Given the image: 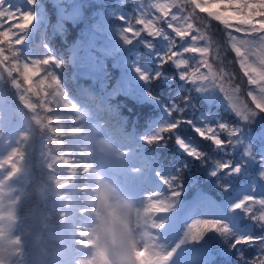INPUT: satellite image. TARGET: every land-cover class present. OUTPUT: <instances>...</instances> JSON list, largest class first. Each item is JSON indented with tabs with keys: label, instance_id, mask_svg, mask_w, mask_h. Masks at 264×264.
<instances>
[{
	"label": "trees",
	"instance_id": "1",
	"mask_svg": "<svg viewBox=\"0 0 264 264\" xmlns=\"http://www.w3.org/2000/svg\"><path fill=\"white\" fill-rule=\"evenodd\" d=\"M209 1L212 4V0ZM157 2L164 3L167 0H35L34 3L30 0H6V9L10 8L12 12L32 13L35 16L34 23L25 29L24 33L16 27L17 23L22 22L19 13L13 15L11 19L7 15L0 17V33L9 32L8 40L0 36V40H4L0 43V48H3L4 54L9 57L0 64L2 76L0 129L8 130L15 123L28 120L32 138L27 152L37 171L31 182H28L25 198L20 204L22 216L25 212L30 213V218L26 217L20 226L21 234H25L27 256L22 264H38L35 260L38 255L45 254L47 259H54L66 252L67 239L62 234V226L46 218L48 213L55 216L59 212L51 202L52 196L50 195L44 202L34 196V189L42 187V178L47 176L45 153L54 156V152H57L66 156L67 152L73 151L69 142L70 137H57L50 129H45L44 133H41L39 126L32 119L36 114L48 118L53 115L52 112H47L46 108L49 106L55 108L54 103H50L52 100L50 97L57 88L48 73H54L58 77L61 83L60 91L74 105L73 110H57L67 112V115L74 117L73 120L80 119L84 112L92 114L98 110V120L109 122L111 127L122 126L123 130L133 132L135 135L133 146L146 151L148 156L146 167L158 180L160 179L157 173L168 177L175 175L177 169H183L176 178L185 185L183 195L175 202L170 212L184 209L203 193L218 201L217 203L225 202L220 187L228 186L232 179H236L233 184L235 190L242 185L250 190L258 188L256 186L260 182L257 177L261 174H251L254 171L251 170V163L248 160L252 146L247 145L249 139L241 138L244 128L234 118V112L227 106V101L218 89L208 88L206 91H200L201 85L181 79L182 72L191 76L195 71L199 54H185V58L189 59L187 69L177 68L175 63L170 61L163 63V57L168 54L170 48L169 40L164 36L147 37L145 27L137 23L143 7L146 19H151L156 27L168 31L165 35H172L177 44L183 43V47L188 46V40L181 41L167 29L163 18L157 20V17H161V13L153 7ZM211 10L216 11L217 7L213 4ZM172 11L175 12L177 9ZM189 11L191 8L186 7L185 14ZM121 17H124L133 28L141 30V37L132 44L125 43L123 39V30L127 24ZM21 34H25V43L17 46L15 40ZM12 51H19L21 55L14 57ZM48 56H54L61 62L60 65L32 63L33 60H43ZM210 60L211 56L209 62ZM24 63L34 70L38 69L32 73L31 86L35 91L24 92L25 99L37 105L36 113L25 107L24 100L20 97V93L29 87L22 76ZM16 64L19 65V70L13 68ZM236 65L246 81L244 83L246 91L250 87L247 84V77L240 69L238 60ZM9 71L12 72L11 76L8 75ZM200 71L207 73L208 69L201 68ZM145 75L149 77L147 81L142 79ZM14 81H19L21 85L19 90L14 87ZM46 92L47 97L44 95ZM100 100L104 101L103 108L97 106ZM42 104L44 107L40 106ZM181 118L191 120L193 123L190 125L182 123L175 135L195 145L201 151V160L188 157L176 144L175 139L171 138L174 135L172 131L161 134L165 137L161 144L154 142L153 145H149L145 142V138L159 135L161 129L175 124ZM72 123L68 121L66 126L70 127ZM217 123H227L230 128H239L238 138H241V147L233 145L227 150L216 148L212 141L199 138L193 131L194 126L215 128ZM52 126H56L55 122ZM217 132L221 140L229 139L227 130L217 128ZM47 136H52V140L48 141ZM57 139L62 142L59 146L62 151H58ZM252 142L258 145L255 147L264 146V139L259 135L254 136ZM255 147L253 151L258 155ZM226 162H230L233 169L236 167L241 169L238 175L217 169V163ZM214 171L217 172L216 176L212 175ZM231 175L232 178L227 182ZM235 190L230 194H234ZM162 192L170 195L167 186L163 185ZM256 207L257 205L253 206V211ZM243 214L246 223L242 222L241 226L244 228L252 226L249 232L243 229L244 234L241 235L237 230L230 228L227 222L222 221L231 229L234 236L226 237L211 231L205 234L206 238L192 241L188 236L189 226H184L183 245L190 249L193 255L199 256L204 241L208 240L213 261L206 264H253L254 261L257 264L258 258L264 254L260 245H239L235 248L232 246L236 238L264 235V228L254 224L245 213ZM32 217H36L40 224L36 232L39 242L36 250H33L29 242V233L33 227ZM198 219L212 220L207 217H198L195 220Z\"/></svg>",
	"mask_w": 264,
	"mask_h": 264
},
{
	"label": "snow or ice",
	"instance_id": "2",
	"mask_svg": "<svg viewBox=\"0 0 264 264\" xmlns=\"http://www.w3.org/2000/svg\"><path fill=\"white\" fill-rule=\"evenodd\" d=\"M30 2L34 3L35 0H30ZM213 4L217 7L216 11L209 10ZM153 7L161 13V17H157V20L163 18V22L166 23L167 29H170L171 32L175 34V37H179L181 41H189L187 47H183V43L177 44L172 35H165L168 31L164 28L156 27L151 19L145 18L146 14L142 7V12L137 23L145 27L147 37L159 38L164 36L165 39L169 40L170 48L168 54L163 57V63L170 61L171 63H175L177 68L187 69L189 67V59L185 58V54H199V59L195 63V71L191 73V76L186 72H182L181 79L192 84L201 85L199 89L200 91H206L208 88L218 89L227 101L229 109H231L243 123H251L257 115L264 113V0H212V4L201 3L200 0H167V2L164 3L157 2ZM186 7H190L191 11L185 14ZM0 9H4L0 10V17L7 15L8 18L11 19L13 15L17 13L20 14L22 22L17 23L16 27L21 33H24V30L30 28L34 23L35 16L32 13L12 12L10 8L6 9V0H0ZM172 9H177V11L173 12ZM197 9H199L200 12H206L209 18L219 22V24L223 26L222 32L225 36L224 44L229 46L232 52H234L240 69L243 70L244 76L247 77V84L250 86L247 89V96L251 98L252 106L240 98L239 87L230 86V80L232 77L223 70L217 72L214 69L213 64L209 62L210 54L213 55L214 59H220L221 46L218 42L200 31L199 28L194 27V19H203L197 15ZM121 20L127 24V27L123 30V39L125 40V43L132 44L135 40L141 37V30L133 28L124 17H121ZM193 32H196L197 34L193 35ZM127 33H131V35H127ZM0 36H2L4 40H8L9 32H2L0 33ZM25 39V34H21L15 40V44L17 46H22L25 43ZM4 40H0V43H3ZM201 41H203V43H200ZM11 54L14 57L21 55L19 51H12ZM8 59L9 57L4 54V49L0 48V64H3L4 61H7ZM32 63L59 66L61 62L57 61L54 56H48V58L43 60H33ZM13 68L19 70V65H13ZM201 68H207L208 72L204 73L200 71ZM34 71H38V69L34 70L33 68H30L27 63L23 64L22 76L29 87L20 93V97L24 100L25 107L29 108L33 113H36L37 105L29 102L24 97V92L35 91L31 86L32 73ZM8 75L11 76L12 72L9 71ZM48 75L55 81L57 88L52 96V101L50 102L54 103L55 108L51 106L46 108V111L52 112L53 115L48 118L36 114L32 119L35 124L39 126L41 133H44L45 129H50V131L57 137H74L82 134L84 129L81 127L66 126L67 122L73 121L74 117L67 115V112L65 111L57 109L73 110L74 105H72L67 97L63 95L62 91H60L61 83L58 77L54 73H48ZM0 79H2V76H0ZM142 79L147 81L149 77L145 75L142 76ZM14 87L18 90L21 88L19 81H14ZM44 95L47 97L48 93L46 92ZM40 106L44 107L43 104ZM62 112L65 114L62 115ZM80 119H82V117ZM53 122H55L56 126H52ZM182 123L190 125L193 122L181 118L175 124L161 129L159 135L145 138V142L149 145H153L154 142L161 144L165 140V137L161 134L172 131L174 135L171 138L175 139L179 148L188 157H192L194 160H201V151L195 145L190 144L180 136L175 135L176 130L181 127ZM217 128L228 131L229 139L227 141L218 138ZM193 131L199 138L212 141L213 146L216 148H227L238 142L237 138L240 129L237 127L230 128L227 123H217L215 128L211 126H194ZM233 137H235V140L232 139ZM22 139L23 141H28L29 134H23ZM47 140L51 141L52 136H47ZM67 141L64 142L66 146ZM8 143H10V141H8ZM61 143L62 142L59 139L56 140L58 151L63 150L59 147ZM71 154L78 157L75 161V166L69 165L71 173L75 175L78 167L83 174H86L87 169L85 168V162L91 161L92 153L88 151V148H83L75 151L71 150ZM248 154H251V152L249 151ZM48 155V153H45V156ZM60 162L64 165H68V160L63 159V156L61 155L50 156L49 159L46 160L47 176L57 184L67 188L70 184H73V181L71 177L64 179L57 178L58 173L56 165ZM5 165L8 166V171L6 176L0 180V188L9 185V182L13 181L22 169L28 167L25 153L18 147L12 149L6 159H3L2 163H0V170H5ZM216 166L217 169L230 174H238L241 171L239 167L233 169L230 162L217 163ZM182 170L183 169H177L175 175L168 177L160 176V174L157 173L161 184L167 186V189L170 190V195H165L163 192H154L147 196V203L141 208V214L133 223V227L137 230H142L145 236H154L150 230H158L163 227V224L155 221L154 214H163L171 211L175 206V202L182 197L185 185L176 180V178L180 176ZM212 175L216 176L217 172H212ZM79 190L84 193L89 190V185L85 180ZM67 196L68 193L65 192L58 199L67 201ZM154 197L158 198L156 202H153ZM21 201L22 198L18 197L16 203L20 204ZM256 204L261 206V213L258 216L253 213V206ZM64 208L72 209L71 202L67 201ZM237 210L243 211L249 219L254 222V224L264 228V197L246 196L243 200H240L234 205L233 211ZM78 215H87V209L81 208ZM76 227L80 230L74 231L72 226L68 227L70 232L68 239L82 250L92 248L94 244L93 234L84 230V221H76ZM211 231H215L226 237H232L235 235L222 221L198 219L190 224L188 236L192 241H197ZM85 237L86 239H84ZM14 243L21 246L17 251L15 261H20L22 264L26 249L23 236H18ZM239 245H260L261 252L264 253V235L236 238L232 246L235 248ZM138 251L147 253L149 249L148 247H144ZM173 255L174 252L164 254L163 251H154L149 257L150 264H169ZM88 257L89 259L86 262L82 259H78L76 264H95V262L99 260L100 254L98 252L95 254L90 253ZM258 259L259 264H264V254ZM253 264H256V262L254 261Z\"/></svg>",
	"mask_w": 264,
	"mask_h": 264
},
{
	"label": "rangeland",
	"instance_id": "3",
	"mask_svg": "<svg viewBox=\"0 0 264 264\" xmlns=\"http://www.w3.org/2000/svg\"><path fill=\"white\" fill-rule=\"evenodd\" d=\"M200 2L210 4L209 0H200ZM209 10L212 11L211 8ZM196 12L197 15L203 19H194V27L199 28L200 31L204 32L207 36L211 37L221 46L220 59L216 60L214 59L213 55L210 54V63L213 64V67L217 72L223 70L232 77L230 80V86L239 87L240 98L252 106L251 98L247 96V90H244V83H246V81L236 65L237 58L235 57V54L232 52L231 48L224 44L225 36L222 32L223 27H221L217 21L209 18L206 12H200L199 9H197ZM100 80H102V78H100ZM220 94L222 95V93ZM50 99H52V97H50ZM84 114L85 112L83 115ZM234 118L239 121L244 128V132L242 134L243 136H241V138L243 139L246 137L249 139L247 145L248 147L252 146L250 149L252 153L249 155L248 160L251 163V170L254 171L251 174H261L260 177H257L260 184L256 186L258 188L251 190L245 185H242L240 188H238V186V189L236 188L237 190H235L233 188V184L236 179H232L228 186L223 188L220 187V193L224 196L223 200L225 201L223 203H217L218 201L214 200L208 194L203 193L202 196L197 197L193 202L187 204L184 209L178 212L154 214L155 221L157 223L163 224V227L158 230L151 229L150 231H152V234L158 238V243L162 246L164 254L174 252L169 264H206L213 261V255L208 246V240L204 241L202 252L199 256H195L193 253L190 254L189 249H186L185 245L182 243L184 241V239H182L183 227L190 226V224L198 217H207L212 220L227 222L230 228L237 230L241 235L244 234L243 229H245L247 232H249V228L251 230L252 226H247L245 228L244 226H241L242 222L246 223V219L243 214L244 212L240 210L233 211V207L246 196L251 195L264 197V146L255 147L258 145L252 142L254 136L256 135H259L261 139H264V114L260 113L257 115L251 123H243L239 120V117H237L235 113ZM78 120H73L71 125L76 126V122H79L78 125L84 129V132L78 136L69 138L70 146L73 151L77 149L88 148V151L92 153L91 161L101 166L109 179H115L120 185L122 192L125 195L130 196L138 207L142 208L144 204L147 203V196L154 192H161V185L159 182L155 181L152 175L146 173L144 157L141 156V153H139L138 150H134L129 145L122 144L121 141H117L116 138L111 135V133L107 132L104 126H102L100 120V122H98L95 120V118H91L89 115L83 116L80 121ZM28 123V120L25 119L19 121L17 124L12 125L8 130L0 129V137H2L0 138V163H2L3 159H6L7 155L10 154L12 149L18 147L22 152L25 153L28 166L27 168L31 171L30 175L26 178L23 176H18L13 181L9 182V185H5L3 187L4 189H1V192L5 190L10 192V203L12 204H17L16 200L18 197H21L23 201L26 195L25 189L27 190L29 186L28 182H31L32 177L37 174V171L33 166L32 159L29 157L27 152L30 143L29 141L32 138ZM105 125L107 126V123H105ZM26 133L29 134V140L23 141L22 135ZM241 138H237L238 142L233 144L237 146V148L241 147ZM8 141H10V143H8ZM254 147L257 149L258 155L253 151ZM228 148L229 147L223 149L227 150ZM54 155L61 154L54 152ZM50 156L51 155L44 156L45 162ZM63 159L68 160V165H64L62 162L56 165V170L58 173L57 178L64 179L71 177L73 184H70L67 188L62 190V195L65 192L68 193L66 200L71 202L72 211L74 212L76 207L79 205V201L83 199L84 196V192L80 191L79 188L83 185V178L86 174H83L78 167L75 175L71 173V168L69 165L75 166V161L78 159V157H75L71 154V151L67 152L66 156H63ZM7 168L8 166L5 165V170H0V179H3L6 176L8 171ZM232 176L233 175L229 176L227 182L232 178ZM233 190H235L233 192L234 194H230V192ZM157 199V197H154L153 202H156ZM67 201L59 200L54 196H52L51 199V202L54 203L55 207L59 211L65 209L64 205L67 203ZM256 205L257 207L253 213H257L258 216L261 213V206L259 204ZM257 209L258 211H256ZM85 219L86 215H78L77 217L78 222L81 220L85 222ZM31 222L33 227L29 233V242L31 243L33 250H36L39 245V242H37L38 240L36 238V232H38V226L40 224L36 217H32ZM69 226H72L73 229V225L71 223L62 226V234H64L68 241V245L66 246V254L60 258V255H58L54 259H47L45 254H43V256L38 255L35 258L38 264L39 262L40 264L42 262L44 264H73L74 258L77 255L83 256V261L85 262L89 259V249L82 250L68 239L70 236L68 228ZM204 238H206V235H204L202 239ZM84 239H86V237ZM26 258L27 256L24 255V260Z\"/></svg>",
	"mask_w": 264,
	"mask_h": 264
},
{
	"label": "clouds",
	"instance_id": "4",
	"mask_svg": "<svg viewBox=\"0 0 264 264\" xmlns=\"http://www.w3.org/2000/svg\"><path fill=\"white\" fill-rule=\"evenodd\" d=\"M35 21V20H34ZM87 169L84 176L89 190L73 212L72 209H62L55 216L47 214V219L55 221L61 226L71 223L74 231L79 210L87 209L84 230L93 234L91 254L99 253L100 258L95 264H150L149 257L154 251H163L158 238L145 236L142 230L133 227L136 218L141 214L134 200L125 195L115 179H109L103 168L92 161L85 162ZM31 171L26 167L17 175L26 178ZM16 177V178H17ZM43 187L34 189V196L41 202L47 201L49 196L57 199L62 196L65 188L57 184L48 176L42 178ZM11 195L8 190L0 192V264H14L20 245L14 243L18 236H23L26 247L25 234H20V226L30 213L21 215L19 204L10 203ZM148 247L147 253L138 251ZM15 264H21L15 261Z\"/></svg>",
	"mask_w": 264,
	"mask_h": 264
},
{
	"label": "bare ground",
	"instance_id": "5",
	"mask_svg": "<svg viewBox=\"0 0 264 264\" xmlns=\"http://www.w3.org/2000/svg\"><path fill=\"white\" fill-rule=\"evenodd\" d=\"M0 180H2V179H0ZM1 189H2V188H0V192H1ZM3 189H4V188H3Z\"/></svg>",
	"mask_w": 264,
	"mask_h": 264
}]
</instances>
